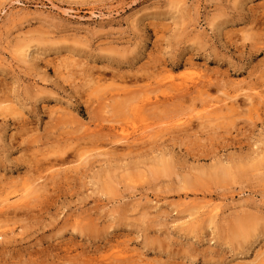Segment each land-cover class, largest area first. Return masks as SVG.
I'll return each instance as SVG.
<instances>
[{"label": "rangeland", "instance_id": "1", "mask_svg": "<svg viewBox=\"0 0 264 264\" xmlns=\"http://www.w3.org/2000/svg\"><path fill=\"white\" fill-rule=\"evenodd\" d=\"M6 198L0 264H264V0H0Z\"/></svg>", "mask_w": 264, "mask_h": 264}, {"label": "bare ground", "instance_id": "2", "mask_svg": "<svg viewBox=\"0 0 264 264\" xmlns=\"http://www.w3.org/2000/svg\"><path fill=\"white\" fill-rule=\"evenodd\" d=\"M248 98H249V97H248ZM250 98H251V97H250ZM211 107H212V105H211ZM205 108H206V107H205ZM207 108H208V107H207ZM207 108H206V109H207ZM204 110H205V109H204ZM210 112H211V111H210ZM218 112H219V111H218ZM212 113H213V112H212ZM207 118H208V117H207ZM208 119H209V118H208ZM175 127H176V126H175ZM222 173H225V172H222ZM225 174H226V173H225ZM225 174H224V175H225ZM222 175H223V174H222ZM31 184H32V183H31ZM31 184H30V186L27 187V188H29V190L32 191L35 187H34V188H31V187L34 186V185L31 186ZM38 186H39V185H38ZM30 188H31V189H30ZM37 189H38V188H37ZM26 190H28V189H26ZM34 190L37 191L36 189H34ZM35 191H34V192H35ZM38 191H40V190H38ZM29 194H30V193H29ZM7 202H8V199L6 198V199H4V200H2V201L0 202V205H1V206H6V204H8ZM13 203H14V202H13ZM8 206H9V205H8ZM10 206H11V205H10ZM6 207H7V206H6ZM6 207H5V208H6ZM11 207H12V206H11ZM9 208H10V207H9ZM0 211H1V209H0ZM2 211L5 212V210H2ZM2 211H1V212H2ZM1 212H0V213H1ZM5 213H6V212H5ZM5 213H4V214H5ZM2 214H3V213H2ZM4 214H3V215H4ZM0 215H1V214H0ZM0 217H1V216H0Z\"/></svg>", "mask_w": 264, "mask_h": 264}]
</instances>
